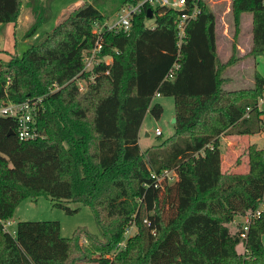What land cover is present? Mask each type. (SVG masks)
I'll return each instance as SVG.
<instances>
[{
    "label": "trees",
    "instance_id": "trees-1",
    "mask_svg": "<svg viewBox=\"0 0 264 264\" xmlns=\"http://www.w3.org/2000/svg\"><path fill=\"white\" fill-rule=\"evenodd\" d=\"M137 1L85 0L21 55L0 56V99L42 98L34 116L37 139L20 140L15 119L0 116V264H264V209L246 238L234 223L264 203V148L248 145L249 168L240 172L223 169L220 147L223 134L264 131V75L255 69L252 86L233 90L224 76L242 59L264 57V0L231 1L233 41L226 61L219 57L217 16L207 2L181 47L178 12L156 9L152 27L143 6L128 32H104L99 55H111L113 62L97 65L99 75L81 91L75 76L95 45L94 22L109 19L107 7L118 13ZM23 4L0 0V23L17 25ZM43 4L34 2L23 39L50 18ZM245 13L252 15V44L240 56ZM175 62L179 68L169 77ZM55 83L59 88L51 92ZM157 95L174 98L175 132L143 150L146 115L158 119L164 111L154 102ZM165 169L175 170L178 179L155 186L154 174ZM41 195L68 213L80 208L69 202L88 205L100 235L79 227L64 237L57 220L19 221L15 235L5 229L25 198ZM132 223L137 232L120 248Z\"/></svg>",
    "mask_w": 264,
    "mask_h": 264
},
{
    "label": "rangeland",
    "instance_id": "rangeland-1",
    "mask_svg": "<svg viewBox=\"0 0 264 264\" xmlns=\"http://www.w3.org/2000/svg\"><path fill=\"white\" fill-rule=\"evenodd\" d=\"M85 0H23V9L22 15L30 13V18L34 15L33 6L34 2L36 4L44 3V8L47 10V15H50V18L42 24L38 29L37 33L24 40L21 36L28 29L31 23H29L30 18L27 21L19 20V27H17L18 38L15 39L14 31H8L6 24L0 23V56L7 60L9 58L10 52H17L22 54L32 43L35 42V39L38 35H45L47 32L53 30V28L64 19L73 9L80 6ZM231 1L232 0H211L207 4L212 8L217 16L216 28L220 45L219 57L223 61L226 59L224 55V48L229 49L233 41V17L231 12ZM112 5V2L109 6ZM106 14H109V19L112 21L116 18L117 13H111V8L107 7L104 9ZM24 20V19H23ZM251 20L252 15L245 13L242 15V36L239 37V43L245 46L248 44L249 39L251 38ZM155 19L153 17L147 18V24L153 26ZM241 41V42H240ZM239 49V47H238ZM240 52V51H239ZM261 73L264 75V62L261 61L259 65ZM154 102H159L163 105L164 111L160 118H154L149 113L145 117V123L143 124L141 130V140L140 145L143 150L147 149L149 146L159 144L162 141L168 139L175 132V105L174 98L172 96H161L157 95L154 98ZM261 109L264 110V95L261 102L259 101ZM146 127V128H145ZM160 128L162 135H156V128ZM146 131H149L150 135L146 136ZM264 132V131H263ZM237 134H226L225 141L220 142V147L222 150V161L223 169L227 171H241L246 172L249 168L248 159L245 154V149L247 147V140L243 137L234 138L235 151L230 152L228 147L229 139L232 140L233 136ZM253 135V134H252ZM252 135L245 136L246 139H251L252 142H257L261 146H264V133H257ZM68 205L72 208L80 207L78 211L74 213H68L65 209L53 205L52 200L46 196L41 195L37 198L27 197L22 203L18 206L13 222L7 226V230L15 235L17 224L19 221L24 220H57L61 224V234L64 237L72 236L73 232L79 227H85L89 232L100 235V229L95 220L94 214L91 208L88 205L79 204L75 202H69ZM260 208H264V203L261 204ZM148 210L144 207V219L147 218ZM238 221L244 220L242 217H238ZM137 232V226L135 223L128 225L126 233L123 237L124 244L130 236H133ZM121 241V242H122ZM264 244V235L262 237ZM123 246V245H122ZM125 247V246H124ZM121 247L120 248H124ZM240 249L242 246L240 245ZM119 249L112 251L111 253L106 254V256L113 257L117 254ZM95 256H101V254L96 253ZM80 264H98L95 261L91 262H82Z\"/></svg>",
    "mask_w": 264,
    "mask_h": 264
},
{
    "label": "built area",
    "instance_id": "built-area-1",
    "mask_svg": "<svg viewBox=\"0 0 264 264\" xmlns=\"http://www.w3.org/2000/svg\"><path fill=\"white\" fill-rule=\"evenodd\" d=\"M208 1L211 0H138L135 4L123 7L116 14V18L112 21L110 19L106 21L96 20L94 22L93 28V31L97 34L95 45L92 50L84 53L83 68L80 73L75 76L79 89L84 91L87 89L90 83L95 81L96 77L99 75V73L95 71V67L102 61H105L107 64H111L113 62V57L111 55H107L105 57H101L99 55L103 48V35L105 31L123 30L124 32H128L131 28L134 14L139 12L143 6L152 8L154 14L156 9L175 10L178 12L176 18V25L178 29L177 45L178 47H181L186 38L187 27L198 17L199 13L201 12V3ZM178 68L179 63L175 62L170 69L168 76L172 77L174 71ZM85 73L90 74L86 76L87 74L85 75ZM106 73H109V69H106ZM58 88L59 86L55 83L50 87V91L53 92ZM41 100V97L27 99L23 102H14L11 100L4 101L3 99H0V116H10L15 119L17 125L15 132L20 140H34L40 136L39 132L34 126V116L38 107V103ZM261 100L262 98H260V102ZM155 133L156 135H161L162 131L157 127ZM154 177H156L155 186L163 185L165 181L171 183L178 179L176 171L172 169H165L161 174H154ZM261 210L263 209L259 207L254 213L245 216L244 220L242 221H238L237 219L234 220V223L238 225L240 234L243 238L247 237L252 219L259 216ZM12 222L13 220L6 221L4 223L5 229H7V226ZM145 222L148 225L151 224V221L148 217L145 218ZM152 232L156 233L154 229H152ZM119 246L124 247V241L120 242Z\"/></svg>",
    "mask_w": 264,
    "mask_h": 264
},
{
    "label": "crops",
    "instance_id": "crops-1",
    "mask_svg": "<svg viewBox=\"0 0 264 264\" xmlns=\"http://www.w3.org/2000/svg\"><path fill=\"white\" fill-rule=\"evenodd\" d=\"M29 14L30 13L28 12V14H25V16L21 15L22 16V19L20 17V19L22 20L21 22L27 21V19L30 18ZM33 20H34V15L31 16L29 23H31ZM18 25H19V21H18L17 25H15L14 23H8V24H6V27H8L7 28L8 31L13 30L14 33H15V30L17 29V27H19ZM251 28H252V20H251ZM242 33H243V29H242ZM242 33H241V36H242ZM24 40H26V39H24ZM241 43L238 44L239 51H240L239 52L240 56L244 55L249 50V48L251 46V44H252V32H251V38L249 39L248 44L243 46V44H241ZM219 44L220 43H219L218 34H217L218 52L221 54V52H220L221 50H220V45ZM1 50H3V49H1ZM230 54H231V47L228 50L224 48V55H225L226 59L223 60V61H226L229 58ZM261 61L264 62V57L262 55H259L257 57H247L245 59H242L236 65L230 67L224 74V76L228 79V83L226 85V88L233 90V89H240V88H245V87L252 86L253 82H254L253 72H254L255 69L260 71L259 65L261 64ZM145 120L146 119H144L143 124L145 123ZM143 124H142L141 129H140L139 143H140V140H141V130H142ZM145 133H146V136L150 135L149 131L145 130ZM261 133H264V132H261ZM224 135H226V134H223L220 137V140L222 142L225 141V136ZM230 136H233V135H230ZM238 136L239 137H243V139L247 140V146L250 145V144H254L255 143L259 147L264 148V146H261L257 142H252L251 139H246L245 136H248V135H236V136H233L232 140L229 139V141H228V147L230 148V152H232V153L235 151V143L236 142H234V140L236 141V139H234V138H238ZM262 209H264V208H262Z\"/></svg>",
    "mask_w": 264,
    "mask_h": 264
},
{
    "label": "water",
    "instance_id": "water-1",
    "mask_svg": "<svg viewBox=\"0 0 264 264\" xmlns=\"http://www.w3.org/2000/svg\"><path fill=\"white\" fill-rule=\"evenodd\" d=\"M148 14H147V17H153L154 16V13H153V10L152 8H148ZM10 133H14V130H11Z\"/></svg>",
    "mask_w": 264,
    "mask_h": 264
}]
</instances>
